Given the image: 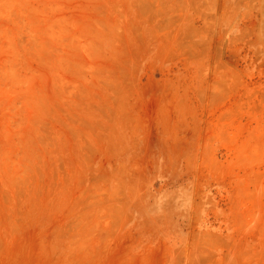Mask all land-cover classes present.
<instances>
[{
  "label": "rangeland",
  "instance_id": "rangeland-1",
  "mask_svg": "<svg viewBox=\"0 0 264 264\" xmlns=\"http://www.w3.org/2000/svg\"><path fill=\"white\" fill-rule=\"evenodd\" d=\"M0 264H264V0H0Z\"/></svg>",
  "mask_w": 264,
  "mask_h": 264
},
{
  "label": "bare ground",
  "instance_id": "bare-ground-1",
  "mask_svg": "<svg viewBox=\"0 0 264 264\" xmlns=\"http://www.w3.org/2000/svg\"><path fill=\"white\" fill-rule=\"evenodd\" d=\"M229 58V57H228Z\"/></svg>",
  "mask_w": 264,
  "mask_h": 264
}]
</instances>
